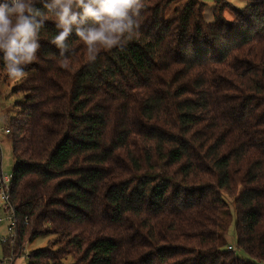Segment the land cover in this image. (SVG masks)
<instances>
[{"label":"trees","instance_id":"16d2710c","mask_svg":"<svg viewBox=\"0 0 264 264\" xmlns=\"http://www.w3.org/2000/svg\"><path fill=\"white\" fill-rule=\"evenodd\" d=\"M243 1L206 21L200 0H144L94 62L78 40L59 55L47 24L5 125V257L49 235L27 264H264V0Z\"/></svg>","mask_w":264,"mask_h":264},{"label":"clouds","instance_id":"9594fccd","mask_svg":"<svg viewBox=\"0 0 264 264\" xmlns=\"http://www.w3.org/2000/svg\"><path fill=\"white\" fill-rule=\"evenodd\" d=\"M143 8L144 0H0V66L13 82H24L49 22L59 55L72 54L78 40L94 62L134 37Z\"/></svg>","mask_w":264,"mask_h":264},{"label":"rangeland","instance_id":"374dc122","mask_svg":"<svg viewBox=\"0 0 264 264\" xmlns=\"http://www.w3.org/2000/svg\"><path fill=\"white\" fill-rule=\"evenodd\" d=\"M204 3V19L206 21H212V8H213V0H200ZM230 5L234 8L242 9L247 2L243 0H226ZM224 18L228 21L233 20V14L226 9L223 14ZM17 82H13L12 80H1L0 81V172L2 174H11V169L13 167V160L11 156V148L9 136L4 132L5 125L12 118L17 109L15 106L16 100L20 98L19 95H16L12 92V88L15 86ZM6 117V119H5ZM3 213L0 211V216ZM6 222H2L0 224V237L6 235ZM16 237V233L10 241V245L13 244ZM52 238V236L44 235L38 236L33 241L27 243L23 249V253L21 256L14 258L11 260L9 257H5L2 250V245L0 241V264H27L28 259L27 255L34 250L43 248L47 245L48 240ZM227 242L230 246L235 249V231H234V221H232L228 227L226 234ZM238 257L243 258L245 260H249L250 258L241 251H236ZM63 264H73V259L71 256L67 255L62 260Z\"/></svg>","mask_w":264,"mask_h":264},{"label":"built area","instance_id":"2783aa9c","mask_svg":"<svg viewBox=\"0 0 264 264\" xmlns=\"http://www.w3.org/2000/svg\"><path fill=\"white\" fill-rule=\"evenodd\" d=\"M6 134H9L8 129H4ZM11 181V174H2L0 173V211H2L3 215L0 216V224L2 222H6V232L7 234L0 237L1 243H5L6 241H12V238L15 234V215L14 210L12 208V204L9 197V186ZM233 248L232 246L228 247V249Z\"/></svg>","mask_w":264,"mask_h":264}]
</instances>
